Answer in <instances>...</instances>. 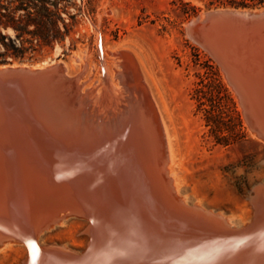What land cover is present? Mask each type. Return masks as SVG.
<instances>
[{
  "label": "rangeland",
  "instance_id": "rangeland-1",
  "mask_svg": "<svg viewBox=\"0 0 264 264\" xmlns=\"http://www.w3.org/2000/svg\"><path fill=\"white\" fill-rule=\"evenodd\" d=\"M234 1L73 0L75 6L70 11L78 14V25L72 38L45 51L35 62L0 67L33 69L55 62L56 67L64 70L71 93L69 99L75 101L76 96L85 97L93 116L113 119L127 102L125 87L116 77L121 68L115 63L126 56L132 63L134 61L135 71L146 87L159 123L157 103L166 109L163 115L174 136L175 168L182 192L177 195L171 181L175 197L184 203L186 196L193 204L199 203L209 211H216L213 215L248 221L254 212L249 197L264 184V139L257 137L258 133L251 129L247 114L239 105L224 72L233 76L232 80L241 92L249 93L248 99L255 105L264 98V15L247 19L237 17L234 21H198L201 14L222 9L256 13L264 10L263 7L235 8L231 6ZM195 20L197 25L192 26ZM7 33L14 35L10 29ZM72 41H77L75 50L71 49ZM103 61L105 69L101 66ZM206 65L218 70L236 103L246 134V141L242 143L227 147L216 145L205 126L203 113L197 111L193 92ZM105 73L109 77L108 86L103 82ZM261 114L263 118L264 113ZM30 126L32 124L19 113L0 109V153L4 155H0V228L16 225V232L23 231L28 239L34 232L32 210L34 204L39 203L33 189L36 183H31L41 173L44 178L50 177L45 168L43 171L40 165L37 166L38 158L47 148L38 138L26 134L32 129ZM14 137L21 144L20 148L7 145ZM21 138H27L30 148H27L28 143L19 140ZM34 146H39L40 150ZM9 151L17 160H11L7 155ZM26 168L30 175H35L26 176L23 172ZM42 174L39 178H43ZM48 182L50 188L59 184L57 181L55 184L53 178ZM58 227L43 236L45 246H67L71 251L87 247L88 221L72 219ZM20 243L10 242L0 249L3 251H0V264H24L30 251ZM30 244L33 246L32 241Z\"/></svg>",
  "mask_w": 264,
  "mask_h": 264
},
{
  "label": "bare ground",
  "instance_id": "bare-ground-1",
  "mask_svg": "<svg viewBox=\"0 0 264 264\" xmlns=\"http://www.w3.org/2000/svg\"><path fill=\"white\" fill-rule=\"evenodd\" d=\"M217 12H233L243 17L256 14L249 10ZM209 14H201L198 20L205 21ZM125 57L115 63L121 68L116 77L125 87L127 102L113 119L93 116L89 102L80 95L75 101L62 97V114L48 111L38 98H32L29 107L23 108L24 118L32 124V129L28 127L27 133L24 132L38 138L47 148L40 154L37 166L43 171L45 168L50 176V179L44 178L40 172L43 178H39L40 174L31 183H36L33 189L39 202L32 210L34 220L39 223L50 211L56 214L52 224H37L29 239L23 231L16 232V225H4L0 229L19 238L20 241L15 242L29 249L30 255L24 264H264V188L257 187L255 196L249 197L254 212L248 221L213 215L216 211L193 204L186 196L184 203L176 198L182 192L175 168L174 136L163 115L166 109L156 102L159 123L146 87L135 71L134 61ZM104 64L103 61L101 66L105 69ZM56 65L53 62L32 70ZM224 74L247 114L251 129L264 139L261 114L264 98L255 105L248 99L249 93L238 89L233 76L226 71ZM103 82L108 86L107 73ZM14 138L7 145L20 148L21 144ZM23 141L30 148L27 138ZM7 155L17 160L10 151ZM28 170L23 171L26 176ZM52 178L55 184L59 183L57 187L52 186L54 190L48 184ZM171 181L177 195L173 193ZM187 214L192 220H184ZM72 219L88 221L87 247L71 251L67 246H45L43 236Z\"/></svg>",
  "mask_w": 264,
  "mask_h": 264
},
{
  "label": "trees",
  "instance_id": "trees-1",
  "mask_svg": "<svg viewBox=\"0 0 264 264\" xmlns=\"http://www.w3.org/2000/svg\"><path fill=\"white\" fill-rule=\"evenodd\" d=\"M74 6L73 0H0V66L35 62L45 51L72 38L78 25V14L70 11ZM231 6L264 8V0H236ZM76 42L72 41V50ZM193 99L216 145L246 141L236 103L212 65L199 74Z\"/></svg>",
  "mask_w": 264,
  "mask_h": 264
},
{
  "label": "water",
  "instance_id": "water-1",
  "mask_svg": "<svg viewBox=\"0 0 264 264\" xmlns=\"http://www.w3.org/2000/svg\"><path fill=\"white\" fill-rule=\"evenodd\" d=\"M264 13L253 14L252 17H243L233 12H212L203 23L234 21L237 17L258 18ZM199 21V20H198ZM202 22V21H201ZM197 25V21L192 26ZM65 90V91H64ZM70 89L64 75V70L60 67L47 68L43 70H32L25 68L0 67V109L19 113L24 117L25 107H29L33 99H40L45 103L48 111L54 114H62L61 102L69 99ZM70 100V99H69ZM28 113L32 111L27 110ZM29 114V116H30ZM31 117V116H30ZM264 188V184L260 185ZM259 187V186H258ZM255 196V191L251 194ZM170 207V206H169ZM180 207V206H178ZM181 208V207H180ZM55 211H50L39 223L34 222V229L37 224L47 225L55 219ZM192 220L190 214L184 220ZM52 224V223H51ZM213 227V225H211ZM225 232V231H224ZM20 241L14 235L0 230V249L10 242Z\"/></svg>",
  "mask_w": 264,
  "mask_h": 264
},
{
  "label": "snow or ice",
  "instance_id": "snow-or-ice-1",
  "mask_svg": "<svg viewBox=\"0 0 264 264\" xmlns=\"http://www.w3.org/2000/svg\"><path fill=\"white\" fill-rule=\"evenodd\" d=\"M33 247H35V246L33 245Z\"/></svg>",
  "mask_w": 264,
  "mask_h": 264
}]
</instances>
